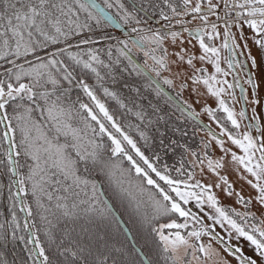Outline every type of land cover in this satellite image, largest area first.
<instances>
[{"label": "snow or ice", "instance_id": "1", "mask_svg": "<svg viewBox=\"0 0 264 264\" xmlns=\"http://www.w3.org/2000/svg\"><path fill=\"white\" fill-rule=\"evenodd\" d=\"M189 2L190 0H183L185 6ZM104 3L107 7H112L109 0H104ZM207 3L209 5L208 11L213 14H216L217 9L221 6L224 9H230L231 13L234 14L230 15L229 11L224 13L226 18L233 20L232 24L227 22L225 24L224 47H228L227 41L229 39L232 40L233 45L236 44V38L230 32L233 26L240 29V39H244L243 29L247 27L253 34L251 39H253L254 44L264 52V0H232L231 3L229 0H222V3L221 0H217L215 5L212 0H207ZM90 7L97 8L96 15L90 11ZM120 7L123 8V5ZM190 11L199 14L201 6L196 4ZM172 12L176 13L174 7ZM81 13L86 14L83 22L81 21ZM100 15L102 12L94 0H0V62H2L0 63V69H2L0 71V177L6 178L8 181L7 184H0V192L6 190L7 199L11 201V207L8 209L11 221L5 219L4 222H0V243L8 242L10 236L12 241L33 245L31 249H26L28 260L32 264H52V262L37 234L39 229L32 231L36 228L35 223L25 222L23 229L27 230L26 234L17 236V232L21 230V225L17 222V206L21 212L26 214V217H33L30 205L23 198L28 194V186L30 185L31 195L35 198L38 207L49 212L51 209L45 208L40 202L43 196H46L49 201L53 199L52 193L48 190L49 187L56 186L57 190H62L70 196H78L79 192L75 190L80 189L81 186L87 187L90 183L86 176L95 170H108L110 173L111 169L116 167L111 157L116 156L127 159L137 176H142L148 185L158 189L162 201L154 200L155 213L153 219L172 213L184 218L185 223H165L159 228L151 229L157 233L164 251L175 252L178 246H184L186 249L193 247L181 235L179 229L187 227L188 219L196 220L197 217L191 211L185 210L181 203H178L175 198L156 184L149 173L128 154L123 146L125 142L135 152L136 157H139V160L152 173H155L161 181L168 185L171 192L175 193V197L183 201L184 204H187L190 199H196L197 207H201L204 201L193 192L181 191L179 181L161 174L137 147L136 142L125 134L114 116L110 114L108 108L96 95L94 89L98 88L102 89L106 97L116 99V94L104 87L105 76L100 71L101 68L110 69L112 65L106 64L101 59L99 49L83 47L96 43L84 33L86 30L91 31L92 29L89 21L95 20L96 24L100 23ZM129 18L130 14L125 13L126 22ZM219 18L217 15V19ZM104 19L110 20L111 18L105 16ZM164 19L167 20L169 17L164 16ZM200 19L206 21L207 17L200 16ZM185 31L188 30L185 29ZM178 35L177 32L171 33L173 40ZM189 35L193 34L190 32ZM215 35L218 34L216 33V25L213 24L212 34L208 36V39H213ZM77 37H79L77 42L72 43ZM193 38L199 41V47L203 51V55L199 59L214 63L216 72L221 73L219 50L205 43L202 30H197ZM151 40L160 44L163 37L154 33ZM131 43L133 46H142L141 40H133ZM117 44L123 46L118 49L121 55H127L125 49L131 51L128 41L117 40ZM244 48H248L246 42ZM106 54L111 57L112 49H107ZM242 54L232 53V55ZM145 55L148 53L145 52ZM176 55L180 61L184 60L181 53H176ZM212 57L216 59L213 61ZM152 59L161 68L166 66L164 59H156L154 56ZM193 59L194 57H189L187 63L192 65ZM246 60H250V69L246 63L239 64L237 67L248 73L247 83L252 86L255 95V89L259 87V84L253 79V71L259 73V83H264V55L258 63L249 49ZM5 65L11 67H5ZM232 66V62L229 61V67ZM133 67L136 68V66ZM78 69L84 70L85 73H92L96 77L97 84L91 85L86 79L78 76ZM222 74L227 75V73ZM209 80L215 83H219V81H216L215 76L203 80V83L208 86V91L213 96L219 97L225 89H214L209 85ZM199 82V78H193V83ZM165 83L171 84L172 82L165 80ZM233 86L229 84L228 88ZM235 86H239V80L236 81ZM72 89H78L82 92L88 97L90 103L80 102L79 97L76 101L66 103V101H70L69 93ZM254 103H258V101H254ZM77 104L78 108L76 107ZM219 104L228 113V119L233 127L239 128L234 114L225 107L224 101L220 100ZM120 107L125 108V105L121 103ZM207 111L211 115V110ZM37 113L40 115L37 116ZM74 114L75 117H80L79 123L83 127L74 126L71 123L75 118ZM240 116L243 117L244 112H241ZM140 119H144L143 115H140ZM89 132L91 137L88 138V146H85L84 140ZM140 136L145 143L149 142L150 138L144 132H140ZM104 137H107V140L111 142L108 146L111 157L107 160L103 156L104 143L96 142V138L103 140ZM228 138L244 152V156H237L233 153L232 160L243 165L244 170L257 181L256 183L249 181V183L252 188L256 189L258 193L256 199L264 209V141L258 144L248 134L243 136V140L232 135H229ZM5 145L7 147H4ZM175 145V141L165 143L163 137L160 139L159 146L162 150H172ZM257 152L260 153L259 160L254 163ZM154 155L156 159L160 158L158 154L154 153ZM209 167H213L212 161H209ZM220 167L222 164L217 161L215 168ZM221 180L226 185V193L232 195L231 184L224 177H221ZM193 187L202 186L197 184ZM13 188L16 190L13 191ZM91 188V200H97V185L92 183ZM208 191L209 189H204V192ZM236 195L237 203L247 204L251 202L250 200L246 202L239 193ZM67 198L64 197V199ZM57 199L59 200L60 197ZM207 201L219 217L216 223L226 222L238 237L244 238L254 247L259 258V264H264V230L254 225L253 234H249L235 220L231 219L223 208L217 206L218 202L215 196L208 195ZM81 203L87 202L82 201ZM56 207L63 209L62 216L66 218V224L69 220L71 221V225H69L71 231L67 232V235L71 237V232L75 231L74 225L79 218V213L74 211L78 205L73 202L69 208L67 204L57 203ZM95 211V204L90 203L89 208L85 210V215ZM110 214L111 209L108 208L100 211V215L106 220L109 219ZM236 215L240 214L236 213ZM261 215H264V211L261 212ZM252 218L255 219V217ZM41 219L51 223L47 216H41ZM6 223L9 224L11 232L5 228ZM110 224H118V222L112 218ZM165 229L177 231L166 235ZM81 231L87 232L88 229L81 225ZM45 235L49 237L50 244L56 245L60 256L71 258L68 264H88V258L94 252V246L91 242L93 239L96 245L100 246L95 248L93 264H135L137 257H143V264H152L151 258L143 250V247L137 248L134 241H130L121 247L110 245L108 233L96 234L94 238H75L74 244L73 240L69 239V246L63 247V250H60L61 245H64L63 239L60 240L59 244H56V240L52 238L50 232L46 231ZM188 236L199 240L201 232L192 231L188 233ZM198 250L200 252L206 251L202 245ZM226 251L232 254V250L226 248ZM234 253L239 254L236 257L239 264H258L257 259L243 255L240 247H236ZM0 264H7V262L0 258Z\"/></svg>", "mask_w": 264, "mask_h": 264}, {"label": "trees", "instance_id": "2", "mask_svg": "<svg viewBox=\"0 0 264 264\" xmlns=\"http://www.w3.org/2000/svg\"><path fill=\"white\" fill-rule=\"evenodd\" d=\"M120 5H123V8H121ZM183 5V0H167V2L166 0L117 1V8L121 10V13H129L133 18L139 19L141 23L145 20L148 21L150 25L156 26H158L159 23L163 26L167 24L164 16L171 17L172 20L170 24L176 25V20L180 19L184 12ZM173 7L176 9V13L172 12ZM90 11H92L94 15L97 14L91 7ZM110 11L116 18H122L121 13H114L112 9H110ZM85 16L86 14L81 13L82 22ZM99 18V24H96L95 20L89 21L92 25V29L91 31L86 30L84 33L85 36L90 37L92 40L96 41V43L85 45L83 46L84 48L101 49L104 45L102 41L103 37L106 38L111 36V26L106 23L101 16ZM124 23L123 24L129 29V34H138L137 31H133L129 23L126 21ZM78 39L79 37L73 40L72 43L75 44ZM127 57L128 55H122L118 65L115 63V66L110 69H100L101 74L105 76L103 81L104 87L114 92L116 94V99L106 97L102 89L98 88L94 89L96 95L101 102L105 104V107L108 108L110 114L114 116L125 134L129 135L130 138L136 142L137 147L140 148L146 158L149 159L150 163H152L161 174L169 177H177L180 173L185 175L184 173H186V170H190L191 168L188 158L190 153L192 154L193 152L197 155L196 163L201 162L202 159L208 160L212 155V151L210 150L211 144L205 142L203 137H200L198 133V130H208L174 103L172 99L163 93L142 71L143 75L139 77H142L143 81L136 84L134 79L137 78L138 75H135L131 71V65L129 63L131 59L128 57L129 60ZM131 62L133 63L132 60ZM5 67L11 66L5 65ZM0 71H2V69H0ZM105 73H108V75H105ZM77 75L86 79L91 85L95 86L97 84L96 77L92 73H85L84 70L78 69ZM128 78L133 82H130ZM148 85L153 88H150ZM153 89L156 92H152ZM69 95L70 101H66V103L76 101L78 97L80 102L90 103L88 97L78 89H72ZM121 103L125 105V108L120 107ZM76 107L78 108V104ZM211 113L223 127L226 126V128H224L227 132L231 135H235L234 132L231 133V121L226 116L224 110L217 109ZM39 115L40 114L37 113V116ZM140 115H143V120L140 119ZM79 121L80 117H75L71 123H73L74 126L83 127ZM92 123L94 125V122ZM140 132H144L145 135L149 136L150 139L148 143H145L141 138ZM89 137H91L90 132L88 136L85 137V146H88ZM161 137H163L165 143L175 141L176 145L174 148L168 151L162 150L159 146ZM96 142L104 143L105 149L103 150V156L106 160L109 159V157H111V152L108 146L111 142L107 140V137H104L103 140L96 138ZM123 146L138 165L149 173V176L154 179L156 184L165 190H169L168 185L161 181L155 173H152L151 170L139 160V157H136L135 152L132 151L131 147L128 146L126 142ZM4 147H7V145ZM200 147L204 148L202 154H205V156L198 153ZM195 148L197 149L196 151H194ZM154 153L158 154L160 158L156 159ZM111 160L116 167L112 168L110 173L108 170H95L90 175L86 176L90 183L87 187L81 186L80 189L75 190L79 192L78 196H70L62 190H57L56 186L49 187L48 190L52 193L53 199L49 201L46 196H43L40 200L45 208L51 209L49 212H45L44 208L38 207L35 198L31 195L29 185L28 194L23 198L30 205L33 211V217H26V214L21 212L19 206H17V222L21 225V230L17 232V236L26 234L27 230L23 229V224L25 222L29 224L35 223L36 228L32 229V231H37V229H39L37 234L41 240L42 246L46 249V254L50 256L52 264H68L71 258L58 254L56 245L49 243V237L45 235L46 231L50 232L52 238L56 240V244H59L61 239L64 240V245H61L60 250H63L65 246H69V239H72L74 244L75 238H94L96 234L103 235L105 233L109 234L110 245L121 247L130 242V239L116 215L108 206L106 202L107 199L114 211L120 216L121 220L128 228L136 247H143V250L147 252L151 258L152 264H178L172 251H164L157 233L151 231V229L159 228L162 224L170 221H179L181 217H179L178 214L172 213L169 215H161L153 219L155 213L153 207L154 200L162 201L158 189L148 185L142 176H137L134 168L127 159H124L122 156H116L111 157ZM7 183L8 181L6 178L0 177V184ZM92 183L97 185V200H91ZM15 190L16 189L13 188V191ZM7 195L6 190L0 192V222H4L5 219L9 222L11 221V216L8 212V209L11 207V201L7 199ZM57 197H60V199L58 200ZM64 197L68 198L64 199ZM82 201H86L87 203H81ZM73 202L78 205V208L74 211L79 213V218L74 225L75 231L71 232V237H69L67 232L71 231V227H69L71 221L69 220L67 224L65 223L66 218L62 216L63 209H57L56 205L57 203L67 204L69 208H71ZM90 203L95 204L96 211L94 213H89V215H85V210L89 208ZM106 208L111 209L110 217L107 220L100 215V211ZM41 216H47L48 221H51V223L42 220ZM112 218H115L118 224H110ZM81 225L85 226L88 231L82 232ZM5 228L11 232L8 223L5 224ZM91 242L94 246V252L93 255L88 258V264H93L95 248L100 247L96 245L94 239ZM32 247L33 245H25L19 241H12L9 236L8 242L0 243V258H3L7 264H32V262L28 260V252L26 251V249H31ZM135 264H143V258L137 257Z\"/></svg>", "mask_w": 264, "mask_h": 264}, {"label": "rangeland", "instance_id": "3", "mask_svg": "<svg viewBox=\"0 0 264 264\" xmlns=\"http://www.w3.org/2000/svg\"><path fill=\"white\" fill-rule=\"evenodd\" d=\"M98 1L109 10L112 9L114 13H121V10L117 8L118 0H109V3L112 4L111 8L105 5L104 0ZM217 15H219V19H217ZM121 16L122 18L117 17V19L119 22L124 23V14L121 13ZM205 16L207 17V22L209 24L213 25L218 23L216 24V33L218 35H215L210 41L204 40L206 44L219 50V66L221 73L216 72L214 63L209 62L208 60L201 61L199 59V57L203 55V51L199 47V42L187 40L182 34L176 31L177 29L174 32L179 33V35L175 40H173L171 34L170 37L166 36L160 27L150 25V23L145 20L141 23L139 19L133 18L131 14L127 23H129V26L132 27V29H136L138 32L137 35L146 45V48L140 52L141 48L133 46L128 35L111 27V36L107 38L103 37L102 39L104 45L101 49H99L100 57L106 64H111L112 67H114L115 63L117 61L119 62L122 57L121 52L118 50L121 48V45L117 44V40L128 41L131 51H133L135 55L138 53L142 63L155 76L162 75V78L159 79V81L162 82L164 86L167 85L166 87L184 105L190 107L193 112L215 132V134H212L210 131L198 130L199 136L203 137L205 142H209L211 144L210 150L212 151V155L208 160L202 159L201 162L196 163L197 155L192 152V154L190 153L188 156L192 169H187L186 173H184L185 175L180 173L177 177H169L180 182L181 191H190L200 196L201 200L204 201L203 205L201 207H197L196 199H190L187 204H184L183 201H180L179 198L175 197L174 192H171L170 189H164L165 192H168V194L175 198L178 203H181L185 210L191 211L197 217L196 220L188 219L187 227L179 229L181 235H183L188 240L189 244L193 245V247L186 249L184 246H178L175 252H172L178 264H239V260L236 258L239 254L234 253V249L236 247L241 248L243 255L257 259L259 264V258L254 251V247L251 246L249 242L242 237H238L226 222L219 224L216 223V220L219 217L216 214L215 209L210 207L207 201L208 195L215 196L218 202L217 206L223 208L228 213L230 218L235 220L236 223L249 232V234H253L252 228L254 225L261 230H264V223H262V221H264V215H261V212L264 211V209H262L256 199L258 196L256 189L252 188L249 183V181L252 183H256L257 181L244 170L243 165H240L238 162L232 160L233 153L237 156H244V152L239 147L234 145L228 138L231 134L226 131V126H224V128L213 117L212 113L210 115L209 111H207L209 109L211 112L217 109L223 110L219 104L220 100H223L225 107L231 111L229 104L233 102L235 103V99L231 88H228L229 84H233L232 79L228 78V74H222L228 73V71L224 69L225 63L221 52L223 49V40L225 38V32L223 31V29L225 30V22H223L222 13H210ZM181 20L182 18L180 20H176L177 24H182ZM137 21H139V23H137ZM229 24H231V22H229ZM207 32L208 34H206V36H209L212 34V29L209 30V28H207ZM230 32L232 33V36L236 38V41L240 42L239 44L244 45L245 42L247 43V53L250 49L251 55L255 57L259 63L262 55H264V52H262V50L254 44L253 39H251L253 35L252 32L245 27L243 29L244 39H240L239 28L233 26L230 29ZM154 33H158L163 37L160 44L151 40ZM109 48L112 49L111 57L106 54V50ZM145 52H147L148 55H145ZM176 53H181L184 56V60L180 61ZM153 56L156 57V59H164L166 69H164L165 67L161 68L157 65L156 61L152 59ZM209 56H211L210 53ZM189 57H194L192 66L187 63V59ZM215 59V57H212L213 61ZM247 61L250 66V60ZM130 65L132 66H130L131 71L135 75H138V77L134 79V82L136 84L141 83L143 78L139 76L143 75L142 72L137 67L134 68L133 66L135 65L132 62ZM193 68H197L199 72H197V70H192ZM211 76H215L216 81H219V83L209 80V85H211L214 89H225L219 97L213 96L208 91V86L203 83L204 79ZM193 78H199L200 82L193 83ZM253 79L259 84V87L255 89V97L253 98V96H251V87L248 83L244 82L246 87V100L249 105V110L252 111L253 114L255 113V117L259 119L260 125L263 127L264 131V83H259L260 76L256 71H253ZM165 80H170L172 83L166 84ZM129 81L133 82L130 79ZM225 81L227 83H224ZM151 87L152 86H150V88ZM152 92L156 91L153 89ZM254 101H258V103H254ZM234 107L235 109L231 112L234 114V118L239 124V128L232 127L231 123L230 126L232 130H230L232 132H230H234L236 136L233 134L232 136H235V138L243 140V136L245 134L250 135V132H248L246 125H244V121L241 120L242 117L240 116V108L236 103ZM226 116L228 117L227 112ZM251 136L258 144L261 141H264V133L254 134L252 131ZM196 150L197 149L195 148L194 151ZM202 152H204V148L200 147L198 153L205 156ZM259 155L260 153L257 152L254 163L258 162ZM209 161H212V168L209 167ZM217 161L222 164V167L215 168V163ZM221 177L226 178L228 183L231 184L232 195H228L226 193V185L221 180ZM197 184L202 187H193ZM185 185H188V187H185ZM217 185H219V187H217ZM205 188L209 189V191L204 192ZM236 193H239L246 202L249 200L251 202L247 204L237 203ZM236 213H239L240 215H236ZM252 217H255V219ZM172 222L182 224L185 223V220L181 217L179 221H170L168 223ZM164 231L167 235L169 233H174L177 230L165 229ZM192 231L201 232L199 240L188 236V233ZM257 238H259L258 235ZM201 245L206 249L205 252H200L198 250ZM226 248L232 250V254H230L229 251H226Z\"/></svg>", "mask_w": 264, "mask_h": 264}, {"label": "flooded vegetation", "instance_id": "4", "mask_svg": "<svg viewBox=\"0 0 264 264\" xmlns=\"http://www.w3.org/2000/svg\"><path fill=\"white\" fill-rule=\"evenodd\" d=\"M216 2H217V0H212V3L214 5L216 4ZM229 2L231 3L232 0H229ZM221 3H222V0H221ZM196 4H199L201 6V12L199 14L191 13V11H190L191 8L194 7ZM183 6H184V12H183L182 17H181L182 18V20H181L182 24L171 25L170 21L172 20V18L170 17L169 19L166 20V23H167L166 25L163 26L161 23H159L158 26L162 29V31H164L166 36L170 37V34L177 29L176 31H178L180 34H182L187 40H191V41H194V42H199L198 40L193 38V36L195 35L196 31L197 30H202L204 32V39L207 40V41H210L208 39V35L206 36V34H208L207 28H209V30L212 29L211 28L212 24H209L207 22V20L205 21V20H201L200 19V16L209 15L211 13V12L208 11L209 5L207 3V0H190L189 4L187 6H185V5H183ZM225 11H229L230 15H234V14L231 13L230 9H224L222 6L217 9V14L222 13V19H223V22H225L224 23V27H225L226 22L228 24H229V22H231V24L233 23L232 19H229V18L225 17V15H224ZM149 17H151V16H149ZM216 24H218V23H216ZM122 25H123V23H122ZM123 26H124V28L127 31L126 33H123V34L128 35L130 40H131V42L133 40H141L139 38V36L137 35V33L128 34L129 33V31H128L129 29L125 25H123ZM185 29H187L188 31H185ZM223 31L225 32L224 29H223ZM190 32L193 35H189ZM223 41H224L223 44H222L223 49L221 50V52H222V57H223V60H224V63H225L224 69H226L228 71V73H227L228 74V78L232 79V82H233L232 85H234L231 88V90H232V93H233V97L235 99V103L240 108V113L244 112V116L242 117L241 120L244 121V125H246V128H247L248 132H250L249 133L250 136H251V132L252 131H253L254 134H256V133L263 134L264 133L263 127L260 125L259 119L257 117L254 118V114H253L252 111L249 110V105H248V102L246 100V87H245L244 82L247 83L248 73L246 71L242 70L240 67H237V65H239V64H245L246 63L248 65L249 69H250L249 63L246 60L247 49L244 48V45L239 44L240 42H238V41H236V44L233 45L231 39H229L227 41L228 47L226 48V47H224L225 38H224ZM136 46L141 48L140 52H142L146 48V45L143 42H142V46H140V45H136ZM121 47H123V46L121 45ZM124 51L132 53L142 63L141 59L138 56V53H136V55H135V53L133 51H128L127 49H125ZM232 53H243V54L242 55H232ZM229 61L232 62V65H233L232 67H229ZM142 65H144V64L142 63ZM164 69H166V66H165ZM222 69H223V67H222ZM192 70H197V68L196 69L193 68ZM148 71H150V70L148 69ZM197 72H199V71L197 70ZM154 77H156L159 80V79L162 78V75H159V76H155L154 75ZM237 80H239V86H235ZM229 81H231V80H229ZM248 85L251 87V96H253V98H254L255 97V95L253 94L254 90H253V88H252V86L250 84H248ZM240 89H242V97H241ZM235 103L233 102V103L229 104V106L231 107V111H233L235 109V107H234ZM186 107H188V106H186ZM188 108L190 110H192L190 107H188ZM192 112H193V110H192ZM257 125H258V127H257ZM212 132H211L212 134H215V132L213 130H212Z\"/></svg>", "mask_w": 264, "mask_h": 264}, {"label": "water", "instance_id": "5", "mask_svg": "<svg viewBox=\"0 0 264 264\" xmlns=\"http://www.w3.org/2000/svg\"><path fill=\"white\" fill-rule=\"evenodd\" d=\"M94 3L98 6V9L102 12V15H100L103 19L105 16L110 17V20H105L106 23H108L113 29L121 31L122 33H126V29L122 25L121 22L114 16V14L108 10L104 5H102L98 0H94ZM97 13V8H92ZM135 39V38H134ZM129 58L133 61V63L163 92L165 93L174 103H176L180 108H182L186 113H188L192 118H194L196 121H198L203 127H205L208 131L212 132L211 128L203 122L196 114H194L188 107H186L170 90H168L162 82H160L154 75L148 71V69L142 65V63L130 52H127ZM241 97H242V89H240ZM213 133V132H212ZM106 202L108 206L112 209L116 217L118 218L121 226L125 230L128 238L130 241H133L132 236L124 224V222L121 220L120 216L114 211L112 208V205L110 202L106 199ZM143 258V257H142Z\"/></svg>", "mask_w": 264, "mask_h": 264}]
</instances>
